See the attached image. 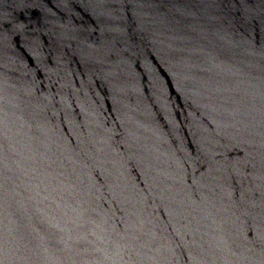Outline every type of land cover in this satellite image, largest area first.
<instances>
[{
	"label": "water",
	"instance_id": "water-1",
	"mask_svg": "<svg viewBox=\"0 0 264 264\" xmlns=\"http://www.w3.org/2000/svg\"><path fill=\"white\" fill-rule=\"evenodd\" d=\"M0 264H264V0H0Z\"/></svg>",
	"mask_w": 264,
	"mask_h": 264
}]
</instances>
